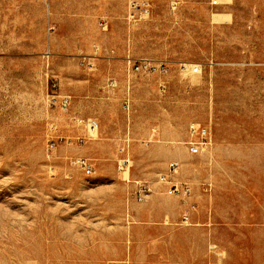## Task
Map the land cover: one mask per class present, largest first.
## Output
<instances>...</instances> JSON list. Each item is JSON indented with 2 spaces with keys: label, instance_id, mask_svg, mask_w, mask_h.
<instances>
[{
  "label": "rangeland",
  "instance_id": "rangeland-1",
  "mask_svg": "<svg viewBox=\"0 0 264 264\" xmlns=\"http://www.w3.org/2000/svg\"><path fill=\"white\" fill-rule=\"evenodd\" d=\"M0 264H264V0H0Z\"/></svg>",
  "mask_w": 264,
  "mask_h": 264
},
{
  "label": "built area",
  "instance_id": "built-area-1",
  "mask_svg": "<svg viewBox=\"0 0 264 264\" xmlns=\"http://www.w3.org/2000/svg\"><path fill=\"white\" fill-rule=\"evenodd\" d=\"M127 65L132 68L133 71L138 73L143 72H151L156 70H164V65H154L152 64V61L148 59H127ZM193 73H198L199 68L192 69ZM66 105V103H65ZM89 128L91 131H95L97 129V124L95 121H88ZM185 146L187 147V150L193 154H200L203 153L205 150H207L212 145V133L211 130L206 127L202 126L200 124H191L187 131V140L185 141ZM80 165L86 169V172L88 175H91L93 173V169L90 165H88L84 161L79 162ZM130 168V159L128 155H123L118 161V171L125 175L129 173ZM178 171V163H171L169 165L168 172L160 177V182L168 186V194L174 195V194H182L184 196H187L191 193V190L188 186L182 185L179 186L178 184L173 182V177L177 174ZM141 201V200H140Z\"/></svg>",
  "mask_w": 264,
  "mask_h": 264
}]
</instances>
